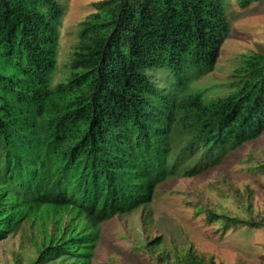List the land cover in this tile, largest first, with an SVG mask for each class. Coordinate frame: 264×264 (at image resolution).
Returning a JSON list of instances; mask_svg holds the SVG:
<instances>
[{"label": "trees", "instance_id": "16d2710c", "mask_svg": "<svg viewBox=\"0 0 264 264\" xmlns=\"http://www.w3.org/2000/svg\"><path fill=\"white\" fill-rule=\"evenodd\" d=\"M91 6L58 68L61 4L0 0V241L28 223L33 254L13 264H91L102 223L146 208L161 181L214 167L264 131L263 52L241 55L224 96L189 86L214 68L226 37L221 0ZM205 212L222 228L264 226V213L256 222ZM170 248L163 264H214Z\"/></svg>", "mask_w": 264, "mask_h": 264}, {"label": "rangeland", "instance_id": "374dc122", "mask_svg": "<svg viewBox=\"0 0 264 264\" xmlns=\"http://www.w3.org/2000/svg\"><path fill=\"white\" fill-rule=\"evenodd\" d=\"M63 13L58 24V68L69 58L78 23L93 10L97 0H57ZM229 22L214 68L190 83L205 98L224 96L231 89L233 70L241 55L264 53V0L240 6V0H221ZM60 72L55 71L54 81ZM161 75V74H159ZM264 131L243 143L214 167L193 176H172L155 187L146 208L115 215L100 225L91 264H163L171 259V246L193 248L214 264H264V226L232 225L226 228L206 220L207 207L258 222L264 213ZM147 215L148 221L143 220ZM25 223L13 236L0 241V264H13L32 256ZM157 239L159 249L142 246L143 239ZM143 247V248H141Z\"/></svg>", "mask_w": 264, "mask_h": 264}]
</instances>
